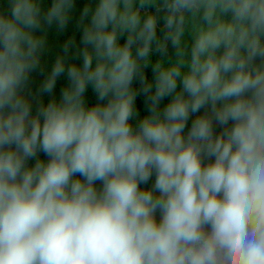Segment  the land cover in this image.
Masks as SVG:
<instances>
[{
  "label": "clouds",
  "instance_id": "9594fccd",
  "mask_svg": "<svg viewBox=\"0 0 264 264\" xmlns=\"http://www.w3.org/2000/svg\"><path fill=\"white\" fill-rule=\"evenodd\" d=\"M0 264H264V0H0Z\"/></svg>",
  "mask_w": 264,
  "mask_h": 264
},
{
  "label": "trees",
  "instance_id": "16d2710c",
  "mask_svg": "<svg viewBox=\"0 0 264 264\" xmlns=\"http://www.w3.org/2000/svg\"><path fill=\"white\" fill-rule=\"evenodd\" d=\"M85 2V0H77V7H82L83 3ZM194 24L195 22L194 21H189L188 23V28H187V31H186V34H185V41L186 42H189L190 43V40H191V35L194 31ZM160 31V28L158 27V32ZM71 34V29L69 30L68 33L66 34H63V35H57L56 31L53 29L50 31L49 33V46H50V49H51V52L54 56L55 52L60 48V46L63 44L64 40L67 38L68 35ZM78 34H77V39H78ZM169 53L171 54V48L169 49ZM153 59H155V54H153ZM148 72H149V78H151V70L150 68L148 69ZM60 83H64L63 80L60 81ZM59 87V85H58ZM57 94H58V90H57ZM89 96H90V99H91V102H94V97H92V94L91 92H89ZM167 101H165L166 103ZM137 103H138V106H142V97H138V100H137Z\"/></svg>",
  "mask_w": 264,
  "mask_h": 264
}]
</instances>
